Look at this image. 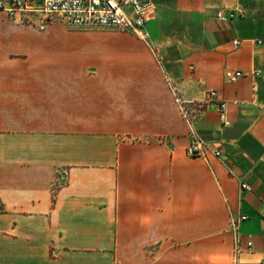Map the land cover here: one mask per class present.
<instances>
[{
    "label": "crops",
    "instance_id": "obj_1",
    "mask_svg": "<svg viewBox=\"0 0 264 264\" xmlns=\"http://www.w3.org/2000/svg\"><path fill=\"white\" fill-rule=\"evenodd\" d=\"M153 2L158 64L119 28L0 29V264H264V0Z\"/></svg>",
    "mask_w": 264,
    "mask_h": 264
},
{
    "label": "built area",
    "instance_id": "obj_2",
    "mask_svg": "<svg viewBox=\"0 0 264 264\" xmlns=\"http://www.w3.org/2000/svg\"><path fill=\"white\" fill-rule=\"evenodd\" d=\"M156 4L153 0H0V12H4L8 17L16 16L18 13H41L44 15H57L70 26H85L89 28H119L130 31L140 39L149 38L146 30V23L156 14ZM233 13L225 15L221 10L217 11L218 18H232ZM234 46L240 44L239 40H234ZM244 75L241 70L227 69L224 78L227 82H236ZM208 98H215L217 92L210 90ZM191 133V142L186 146L185 151L190 156H204L210 152L214 156H219L221 150L217 147L207 146L192 130L191 121L182 109V102L178 99ZM219 113L223 125H229L225 112L227 103H218ZM243 190L250 187L241 181ZM247 218L240 215L233 218L231 227L235 231V251L240 249L238 239V228L240 222ZM251 242H249V245Z\"/></svg>",
    "mask_w": 264,
    "mask_h": 264
},
{
    "label": "rangeland",
    "instance_id": "obj_3",
    "mask_svg": "<svg viewBox=\"0 0 264 264\" xmlns=\"http://www.w3.org/2000/svg\"><path fill=\"white\" fill-rule=\"evenodd\" d=\"M47 29V30H56V29H88V30H110L118 31L116 28H89L85 26H70L65 23L57 15H44L41 13H31L24 14L18 13L16 16L7 17L0 12V29ZM52 34V33H51ZM54 37H50L53 39ZM178 39L182 41V38H171L165 36L150 37L147 39H140L135 36L133 43L147 48V50L153 56L155 63L158 64V58H160V51H169L171 48L175 47L176 44H172L173 40ZM188 39V46L194 45V38ZM195 106L197 104H194ZM182 109L185 111L184 106ZM182 111V110H181ZM186 112V111H185Z\"/></svg>",
    "mask_w": 264,
    "mask_h": 264
}]
</instances>
